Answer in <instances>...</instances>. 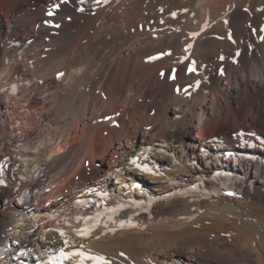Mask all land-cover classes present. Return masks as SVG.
Wrapping results in <instances>:
<instances>
[{
	"label": "bare ground",
	"instance_id": "1",
	"mask_svg": "<svg viewBox=\"0 0 264 264\" xmlns=\"http://www.w3.org/2000/svg\"><path fill=\"white\" fill-rule=\"evenodd\" d=\"M259 9L0 0V264H78L58 259L61 247L115 264H264V33L249 27L264 26ZM112 155L109 171L98 166ZM109 209L125 227L106 218L109 229L75 236L78 216Z\"/></svg>",
	"mask_w": 264,
	"mask_h": 264
},
{
	"label": "snow or ice",
	"instance_id": "2",
	"mask_svg": "<svg viewBox=\"0 0 264 264\" xmlns=\"http://www.w3.org/2000/svg\"><path fill=\"white\" fill-rule=\"evenodd\" d=\"M63 2L66 3L67 0H63ZM79 3L81 5H83V4L86 3V0H79ZM95 3L97 5H106L108 3V0H95ZM59 7H60L59 4L54 6L56 11L59 10ZM78 11L83 12L84 8L81 7V8L78 9ZM244 11L248 12L249 10L247 8H245ZM259 11L264 12V9H259ZM161 12H163V9H161ZM47 15L48 16H53L54 15V11H49L47 13ZM176 16H177V13H175V12L171 13V17L173 19H176ZM45 23H47V22H45ZM159 23L161 25H163L165 23V21L164 20H160ZM225 23H227V21H225ZM51 26L55 27V28H59L60 27L59 24H53ZM249 27H250V30H251L252 34H254V35L257 34L258 32L259 33H264V26H261L259 29L252 28L250 25H249ZM176 31H179V29H176ZM201 31H203V29ZM199 35H200L199 32H193V33L190 34V38L194 40ZM216 38L217 39H224V37H222V36H218ZM227 39L229 41H232L233 43H235V40L233 39V36H232L231 33L228 34ZM259 39H260V41L264 42V35H260ZM192 48H193V44L192 43H188L184 47V52L188 53L190 51V49H192ZM165 55H171V52L170 51L169 52H162L158 56L149 57V60H156V59H159V58H161L162 56H165ZM235 55L238 57L240 55V53L237 52ZM187 59H188V56L185 55L184 57L181 58V62H183L184 60H187ZM219 59H220L221 62H223L225 57L223 55H221L219 57ZM233 63H236L235 58H233ZM187 71H188L189 74L197 72L196 62L194 60L191 61V63L188 65ZM161 75L163 76L164 73H161ZM220 75H224L223 68L220 69ZM62 76H63V73H59L57 78L59 79ZM171 78L175 79V70H173V75L171 76ZM199 86H200V81L197 80L196 84H195V88L198 89ZM190 88H193V86L192 85H188L187 87H185L183 89V91L185 93H189V89ZM180 91H181V89L177 88V92L179 93ZM105 119L106 120H110L112 118L111 117H105ZM130 162L133 165H135L137 168L141 169L142 171L150 172V169L147 167V165L138 164L136 159H132ZM116 171L119 172L120 169H116ZM2 175H3V166L0 165V176H2ZM0 184H3V180L2 179H0ZM227 195L231 197V196H234L235 194L232 193V192H228ZM76 203L79 204L80 201H77ZM109 211L112 212V213H115L116 210L115 209H109ZM108 219L111 220L112 223H116L115 220H112L111 216H109ZM81 221L83 222V226L74 230L75 236L80 237V238H88V237H90L93 234V232L96 229L100 228V227H103L104 229H109V224L103 222V216L99 212H97L95 216H89V215H85L83 217L78 216L77 217V223H80ZM129 223H131V222L129 221ZM120 227L121 228L125 227V223L123 221H120ZM59 235L61 237H64L65 233L63 231H61L59 233ZM63 244H64V246H69V240L68 239H64L63 240ZM80 247H83V245H80ZM24 254L25 253H23V252L21 253V255H24ZM119 256L123 257L125 260L128 259V257L126 256V254L124 252H120ZM73 257H78L79 258L78 264H84L85 261H91L92 264H115V260L113 258H107L104 255H89V254L85 253L84 251L65 252L64 247H61L58 259L62 258L63 260H70Z\"/></svg>",
	"mask_w": 264,
	"mask_h": 264
},
{
	"label": "rangeland",
	"instance_id": "3",
	"mask_svg": "<svg viewBox=\"0 0 264 264\" xmlns=\"http://www.w3.org/2000/svg\"><path fill=\"white\" fill-rule=\"evenodd\" d=\"M0 23H1V25L2 26H5V24H6V18H5V16H1V14H0ZM253 98V97H252ZM255 98V97H254ZM244 106L245 107H243V108H245L244 110H246V106H247V104H244ZM236 107H237V105H236ZM251 125L253 126L254 125V123H251ZM198 139H200V140H202V137H199L198 136ZM193 141L194 140H191V139H186V143H190V144H192L193 143ZM117 157L116 156H109V158H107V159H105V160H102V161H100L99 163H98V166L99 167H101V168H103L104 170H106V171H109V169H111V167H113V166H115V164H117ZM79 179V176H76V180H78ZM213 179H216V180H218L219 182H221V184L222 183H224L225 184V181H226V179L224 178V177H222V176H220L219 175V177L217 178H215V177H213ZM225 180V181H224ZM113 182H114V184H118V182H117V180L116 179H113ZM0 209H3V202L0 200Z\"/></svg>",
	"mask_w": 264,
	"mask_h": 264
}]
</instances>
